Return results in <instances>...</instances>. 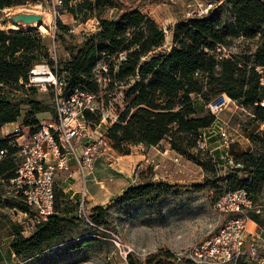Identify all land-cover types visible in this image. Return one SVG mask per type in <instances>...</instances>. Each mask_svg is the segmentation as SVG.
Here are the masks:
<instances>
[{"label": "trees", "instance_id": "trees-1", "mask_svg": "<svg viewBox=\"0 0 264 264\" xmlns=\"http://www.w3.org/2000/svg\"><path fill=\"white\" fill-rule=\"evenodd\" d=\"M13 1L0 0V13ZM226 2L232 4L233 16L230 20L225 21L221 14V7L225 3L209 15L182 18L171 28V47L158 52L156 50L164 43L165 32L138 5H128L120 0H75V5L70 8L74 18L79 15L82 20H87L94 16L98 18L97 28L79 43L69 47V58L59 59L56 63L51 59L45 37L38 32L0 27V128L7 122L19 119L21 125L33 128L39 122V113H54L52 105L35 98L36 86H26L29 70L39 62H46L56 70L57 77L64 84V93L76 88L95 93L98 81L93 76V69L99 62L109 66L107 80L109 76L119 80L128 76L135 78L125 92L124 99L128 102L125 101L124 110L118 113L117 119L106 129V136L120 154L128 153L130 145L145 142L155 146L165 137L170 138L169 143L174 149L193 146L191 140L195 138L197 145L200 130L215 121L206 105L221 93L245 107L253 108V119L264 123V107L259 102L264 99V87L259 84L253 67L257 63L264 64V2ZM108 8L118 10L113 18L101 16ZM59 28H66V25L59 23ZM242 36L257 39L249 60H241L233 53L222 59L214 56L217 43L229 46L232 38ZM123 52L125 58L114 68L113 60ZM143 57L148 59L142 60ZM199 98L205 105L206 113L198 109ZM21 104L25 106L23 109H20ZM92 115V112H85V118L89 121ZM248 136L254 148L236 154L233 157L235 165L230 172L223 176L214 174L205 177L204 182L225 180L228 191L244 188L253 197L264 182V129L252 131ZM0 149L6 154L0 159V178L7 179L14 173L13 153L17 146L9 137L3 138L0 135ZM189 157L204 168L210 167L211 158L208 155L197 152L189 154ZM149 186L150 183L136 186L129 184L112 202L123 204L142 198ZM54 197L53 213L37 223L28 236H24L16 223L9 219V215L0 210V230L8 222L11 228V249L22 260L69 236V230L79 220L78 216L68 215V212L60 209L56 191ZM2 207L17 208L31 214L27 203L12 195H0ZM103 208L98 205L94 210L96 213L98 209L103 212ZM90 217L97 225L95 212L90 213ZM252 218L255 220V217ZM93 242L88 237L70 247L78 248ZM131 255L127 256L128 264H136ZM169 256L172 254L169 253ZM143 264L166 262L163 258L149 257Z\"/></svg>", "mask_w": 264, "mask_h": 264}, {"label": "rangeland", "instance_id": "rangeland-1", "mask_svg": "<svg viewBox=\"0 0 264 264\" xmlns=\"http://www.w3.org/2000/svg\"><path fill=\"white\" fill-rule=\"evenodd\" d=\"M74 1L62 0L61 5L56 7L58 13L54 15L52 0H14L0 13V27L12 30L23 28L38 32L45 37L51 59L56 63L59 59L69 58L71 56L69 47L79 43L88 33L97 28L98 22L95 20L98 18L94 16L88 17L87 20H82L79 15L78 18H74L70 11L71 6L75 5ZM120 1L128 5L134 3L141 7V11L153 18L165 32L164 43L156 50L157 52L166 51L171 47V28L176 21L185 18L183 10L186 0ZM231 7L232 4L229 2L221 7V14L225 21L233 16ZM18 12L40 13L41 19L44 18L45 21L37 20L33 24L16 23L11 16ZM117 12L118 10L108 8L101 13V16L113 18ZM59 23L62 26L66 25V28H59ZM256 41V38L235 37L229 41V46L232 53L237 54L241 60L244 58L249 60L250 54L256 47ZM52 47L55 49V55L52 54ZM146 59L148 58H142V60ZM100 63L102 62L93 69L94 77L95 69ZM109 77L110 79L106 81L97 80L98 87L95 91V99L108 117L104 118L101 114L92 112L93 118L88 120L91 125L101 122L102 129L110 124V120L117 113L124 110L125 101L128 102L124 99L125 92L135 81L133 76L124 77L122 80L115 76ZM35 98L53 106L49 88L42 91L37 87ZM219 100L220 98L216 97L214 102ZM198 104L199 111L206 113L202 99H198ZM24 107V104L20 105V109ZM53 114L55 113L46 111L44 114H38V118L47 121L54 116ZM217 117L227 124L228 132L232 137L228 155H225L226 149L221 146L219 135L213 133L211 126L200 130V133L204 132L207 136L205 149L196 147L197 138L191 140L193 146L189 148L174 149L169 143L170 138L165 137L156 148H151L148 162L142 161L140 167L137 164L134 168L124 165V158L119 157L120 153L110 142L104 149L105 152L95 160L94 169L85 177L87 196H89L85 206L90 213L95 212L98 219L97 225L102 228H93L77 220L75 227L69 230V236L55 241L53 245L40 253L22 260L11 249L9 243L11 228L8 222H5L4 228L0 230V264H128V255L125 258L122 251L119 252L118 247L111 240L112 235L105 229L117 234L122 243L133 247L134 251L130 254L136 264H143L149 257L163 258L166 264H196L182 252L189 245L199 244L215 233L229 216L213 207L217 197L229 190L227 182L218 180L215 183H206L205 177L214 174L223 176L230 172L235 165L233 157L245 150H250L251 147L254 148L248 134L264 129V124L253 119L255 118L253 108L240 109L230 103L217 114ZM18 121L20 124V119ZM22 126H19L18 133L22 131ZM25 131H27L26 128ZM209 135L211 136L208 137ZM15 137L16 135L9 137L11 142H15ZM4 138H7V135H4ZM166 146L169 150L164 153ZM197 152L211 158L210 167L204 168L189 157V154ZM5 155L3 153L1 158ZM13 156L14 159L17 157L14 153ZM212 165H214L213 168ZM69 167L68 171L56 172L55 191L60 209L68 212V215L77 216L76 205L78 198L80 199L78 191L82 187V182L72 160ZM240 174L239 171L238 175ZM142 183L151 184L142 198L123 204L112 202L113 198L120 195L127 185L136 186ZM0 195L6 197L12 195L11 192H7L2 182H0ZM98 205L104 207L103 212L98 209L96 213L94 207ZM0 210L8 214L9 219L16 223L20 230L30 224L28 216L17 208L2 207ZM100 212L101 215H99ZM249 214L255 221V223L249 221V224L256 225L257 232H260L261 237L264 238V182L252 197V208ZM252 217H255V220ZM31 233L32 231L22 234L28 236ZM88 237L94 242L85 243L78 248L70 247ZM169 253L172 256H169ZM246 261L243 263L254 264L251 260Z\"/></svg>", "mask_w": 264, "mask_h": 264}, {"label": "built area", "instance_id": "built-area-1", "mask_svg": "<svg viewBox=\"0 0 264 264\" xmlns=\"http://www.w3.org/2000/svg\"><path fill=\"white\" fill-rule=\"evenodd\" d=\"M219 1L186 0L183 15L185 18L209 15ZM61 3L62 0H52L54 15L58 13L56 7ZM52 49V54L55 55L54 47ZM231 53V46L228 45L217 43L214 49V56L217 59L230 56ZM124 58L125 52L119 53L113 60L114 68ZM253 67L259 84L264 87V64L257 63ZM108 69L106 63H100L96 67L94 74L99 82L102 79L107 80ZM27 79L26 86H37L42 91L51 89L55 114L50 120H39L33 128L26 127L27 131L22 130L18 133L19 129H17L6 134L7 137L23 136L22 141L14 138L15 142H12L17 146L14 152L17 155L14 160V173L7 179L0 178L7 192L25 201L31 210L29 215L25 211L23 213L28 216L30 224L23 227L22 233L31 232L37 223L46 220L53 213L55 174L57 171H68L71 160L77 167L82 182V187L78 191L80 200L76 209L78 219L93 228H102L93 222L90 211L85 206V201L88 199L85 177L94 168L97 157L105 152L104 149L109 145L110 140L106 136L107 126L100 128L101 122L91 125V122L85 118V112H99L104 118L108 117L107 114H104L103 108L98 105L95 99L96 93L83 88L64 93L63 82L57 77L56 70L46 62L35 63L29 70ZM216 97L220 100L214 102ZM214 99L206 105L215 118L210 126L213 133L219 135L220 144L226 149L225 155H228L232 137L228 132L227 124L218 118L217 114L230 103L236 108L246 107L225 93L215 96ZM259 102L264 107V99ZM117 116L118 113L110 121L114 122ZM206 138V133L201 132L196 147L205 149ZM3 153L4 150L0 149L1 156ZM213 207L229 216L215 233L199 244L189 245L182 253L196 264H234L241 258L251 260L254 264H264V251L260 250L259 241L261 235L248 230V222L251 220L249 210L252 208L251 192L244 188L226 191L217 197ZM105 230L112 235L111 240L125 258L134 251L132 246L122 243L117 234ZM247 233L250 238H247Z\"/></svg>", "mask_w": 264, "mask_h": 264}, {"label": "crops", "instance_id": "crops-1", "mask_svg": "<svg viewBox=\"0 0 264 264\" xmlns=\"http://www.w3.org/2000/svg\"><path fill=\"white\" fill-rule=\"evenodd\" d=\"M139 9L141 10V7H139ZM143 12V11H142ZM149 16V15H148ZM95 22H98L97 20H95ZM46 113V111H43L39 114H44ZM54 113H55V110H54ZM54 115V114H53ZM21 124H19V121H10V122H7L5 124H3L0 128V135L4 138V135H6L8 132H13L17 129H20L19 126ZM22 126V125H21ZM23 129L25 131V128L26 126H22ZM209 127V126H208ZM207 127V128H208ZM30 129V127H28ZM27 129V128H26ZM204 129V128H203ZM21 133V132H20ZM211 136V135H210ZM22 137H15V139H18L19 141H22ZM158 144H156L155 146L153 145H148L146 144L145 142H141V143H138V144H133L131 146V149L128 153L126 154H119V157L120 158H124V165L127 167V166H130V167H136L137 164H138V167L141 166V162L142 161H147L149 160V155L150 153L152 152V149L151 148H156ZM169 145V143H168ZM167 145V146H168ZM167 146L165 147L166 150H164V153H166L169 149L167 148ZM138 149V150H136ZM252 149V147L250 148V150ZM158 150V149H156ZM1 155H0V159H1ZM94 169V168H93ZM3 184V183H2ZM88 199H89V196H88ZM249 221H253L252 219L249 220ZM255 223V221H253ZM250 222H248V230L251 232V233H255V234H260V232H257V226L254 225V224H249ZM247 238H250L251 236L249 235V233L246 234ZM262 239L264 238H260V250L263 252L264 251V240L261 241ZM246 260L248 259H245V258H241V259H238L234 264H247V263H243V262H247ZM227 264H232V263H227Z\"/></svg>", "mask_w": 264, "mask_h": 264}, {"label": "water", "instance_id": "water-1", "mask_svg": "<svg viewBox=\"0 0 264 264\" xmlns=\"http://www.w3.org/2000/svg\"><path fill=\"white\" fill-rule=\"evenodd\" d=\"M227 0H220L215 7L211 10L214 11L215 9H217L218 7L222 6L224 3H226ZM264 2V0H262ZM210 12V13H211ZM42 15L40 13H27V12H18L15 15L11 16V19L14 20V22L19 23V22H23L26 24H33V22L37 21V20H41Z\"/></svg>", "mask_w": 264, "mask_h": 264}, {"label": "bare ground", "instance_id": "bare-ground-1", "mask_svg": "<svg viewBox=\"0 0 264 264\" xmlns=\"http://www.w3.org/2000/svg\"><path fill=\"white\" fill-rule=\"evenodd\" d=\"M41 20H42V21H45V20H44V18H43V19H41Z\"/></svg>", "mask_w": 264, "mask_h": 264}]
</instances>
